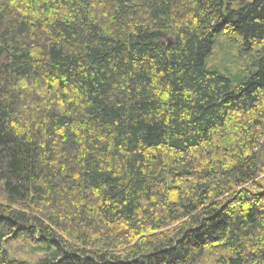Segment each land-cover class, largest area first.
<instances>
[{
    "label": "trees",
    "instance_id": "trees-1",
    "mask_svg": "<svg viewBox=\"0 0 264 264\" xmlns=\"http://www.w3.org/2000/svg\"><path fill=\"white\" fill-rule=\"evenodd\" d=\"M263 144L264 0H0V264H264Z\"/></svg>",
    "mask_w": 264,
    "mask_h": 264
},
{
    "label": "rangeland",
    "instance_id": "rangeland-1",
    "mask_svg": "<svg viewBox=\"0 0 264 264\" xmlns=\"http://www.w3.org/2000/svg\"><path fill=\"white\" fill-rule=\"evenodd\" d=\"M253 60L254 58L251 53L240 51V48L233 42L231 43L225 36H219L216 38L213 52L208 57L207 64L209 67L221 73L231 74L232 76H238L240 74L239 77H242L249 71L256 70V65L252 63ZM8 244H11L10 252L16 257L27 259H31V257L37 258L36 253L30 252L28 248H25L26 246H23L20 240L12 243L10 241Z\"/></svg>",
    "mask_w": 264,
    "mask_h": 264
},
{
    "label": "water",
    "instance_id": "water-1",
    "mask_svg": "<svg viewBox=\"0 0 264 264\" xmlns=\"http://www.w3.org/2000/svg\"><path fill=\"white\" fill-rule=\"evenodd\" d=\"M263 149H264V144L260 147V149H259V152H258V157H260V155H261V152L263 151Z\"/></svg>",
    "mask_w": 264,
    "mask_h": 264
}]
</instances>
